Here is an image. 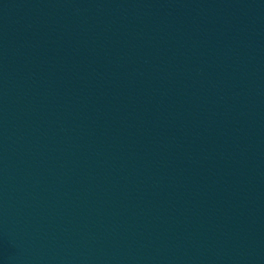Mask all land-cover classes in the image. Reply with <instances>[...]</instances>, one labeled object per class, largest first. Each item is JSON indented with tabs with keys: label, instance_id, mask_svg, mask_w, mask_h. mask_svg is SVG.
Wrapping results in <instances>:
<instances>
[{
	"label": "water",
	"instance_id": "water-1",
	"mask_svg": "<svg viewBox=\"0 0 264 264\" xmlns=\"http://www.w3.org/2000/svg\"><path fill=\"white\" fill-rule=\"evenodd\" d=\"M0 264H264V88L0 165Z\"/></svg>",
	"mask_w": 264,
	"mask_h": 264
}]
</instances>
